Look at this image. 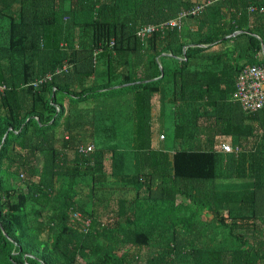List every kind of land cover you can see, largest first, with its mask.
<instances>
[{
    "label": "trees",
    "instance_id": "16d2710c",
    "mask_svg": "<svg viewBox=\"0 0 264 264\" xmlns=\"http://www.w3.org/2000/svg\"><path fill=\"white\" fill-rule=\"evenodd\" d=\"M195 3L0 0V264H264V0Z\"/></svg>",
    "mask_w": 264,
    "mask_h": 264
},
{
    "label": "built area",
    "instance_id": "2783aa9c",
    "mask_svg": "<svg viewBox=\"0 0 264 264\" xmlns=\"http://www.w3.org/2000/svg\"><path fill=\"white\" fill-rule=\"evenodd\" d=\"M209 4H211V0L198 2L189 9L181 11L173 21L155 26L148 25L139 29L137 36L143 39L146 34H150L156 30H162V28L167 26L180 27L182 18L200 13ZM262 55L264 56V50H262ZM46 78L49 79L50 76L47 75L44 79L41 78L34 85L41 81L43 82ZM234 86L233 99L239 103L244 112L253 113L261 110L264 107V62L259 65H247L243 67L236 75ZM91 149V146L87 147L85 152H89ZM218 149L225 153H232L234 151L237 152L238 147H232L228 143H222ZM77 217H79L78 214H73V218Z\"/></svg>",
    "mask_w": 264,
    "mask_h": 264
},
{
    "label": "rangeland",
    "instance_id": "374dc122",
    "mask_svg": "<svg viewBox=\"0 0 264 264\" xmlns=\"http://www.w3.org/2000/svg\"><path fill=\"white\" fill-rule=\"evenodd\" d=\"M194 3H198V2H203L204 0H192ZM157 107V106H156ZM159 107V105H158ZM157 111V110H156ZM164 123L163 127H162V130H164L165 134H166V141L163 143L164 146L167 148V150H174L176 148L179 147L178 144L174 143L173 140H172V136H171V133H172V130H173V123L169 117V115L167 114L165 117H163V121H162V124ZM180 199V198H179ZM107 217L103 216L102 219H105ZM112 218H109L107 221L111 220ZM143 254V252H142Z\"/></svg>",
    "mask_w": 264,
    "mask_h": 264
},
{
    "label": "crops",
    "instance_id": "0c3cea01",
    "mask_svg": "<svg viewBox=\"0 0 264 264\" xmlns=\"http://www.w3.org/2000/svg\"><path fill=\"white\" fill-rule=\"evenodd\" d=\"M156 139H155V137L153 138V147L154 148H156L157 146H156V144H157V142L155 141Z\"/></svg>",
    "mask_w": 264,
    "mask_h": 264
},
{
    "label": "water",
    "instance_id": "95a60500",
    "mask_svg": "<svg viewBox=\"0 0 264 264\" xmlns=\"http://www.w3.org/2000/svg\"><path fill=\"white\" fill-rule=\"evenodd\" d=\"M236 34H238V32L233 33L231 36H235Z\"/></svg>",
    "mask_w": 264,
    "mask_h": 264
},
{
    "label": "clouds",
    "instance_id": "9594fccd",
    "mask_svg": "<svg viewBox=\"0 0 264 264\" xmlns=\"http://www.w3.org/2000/svg\"><path fill=\"white\" fill-rule=\"evenodd\" d=\"M196 4V3H195ZM194 5V4H193Z\"/></svg>",
    "mask_w": 264,
    "mask_h": 264
}]
</instances>
